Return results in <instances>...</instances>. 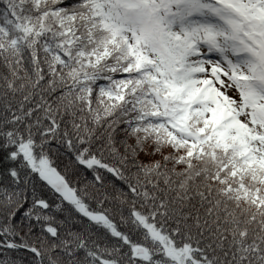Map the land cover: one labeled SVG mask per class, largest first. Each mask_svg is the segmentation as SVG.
<instances>
[{"label": "snow or ice", "instance_id": "obj_1", "mask_svg": "<svg viewBox=\"0 0 264 264\" xmlns=\"http://www.w3.org/2000/svg\"><path fill=\"white\" fill-rule=\"evenodd\" d=\"M0 264H264V0H0Z\"/></svg>", "mask_w": 264, "mask_h": 264}]
</instances>
